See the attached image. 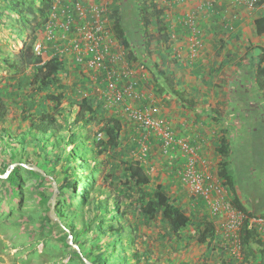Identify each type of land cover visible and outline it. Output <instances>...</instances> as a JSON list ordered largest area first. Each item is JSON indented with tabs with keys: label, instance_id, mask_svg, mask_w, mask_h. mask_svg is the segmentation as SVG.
I'll return each instance as SVG.
<instances>
[{
	"label": "rangeland",
	"instance_id": "rangeland-1",
	"mask_svg": "<svg viewBox=\"0 0 264 264\" xmlns=\"http://www.w3.org/2000/svg\"><path fill=\"white\" fill-rule=\"evenodd\" d=\"M115 0H110L111 5ZM37 5L40 6V0ZM34 14V15H33ZM29 15L30 21L25 26H19L20 24H11L8 18L4 17L0 21V96L7 102L8 116L6 122H0V133L6 139L5 142L0 140V166H8L12 162L10 158V152H18L17 163L19 164H34L44 167L45 158L40 155L38 145L32 139L25 145H20L18 138L23 134V131L27 130L28 126V112L29 106L25 105V102L30 99L33 101V96L37 93V85L33 84V67H29L22 72L18 78V75L9 67V63L14 59V54L19 52L25 45L29 38L32 27L37 22L42 21V13L37 11ZM28 16V15H27ZM43 35L39 39H43V44L47 48H51L55 44L46 40L44 25L46 20L43 21ZM133 24V25H132ZM130 37L136 38L139 32L136 31L139 27L138 15L135 14L132 23H129ZM19 31H22V37L19 36ZM139 31V30H138ZM45 37V38H44ZM61 46V45H60ZM127 63V57L123 55ZM51 57H46L44 61L50 60ZM69 60L66 62L67 71L61 72V80L65 89V99L60 108H68L64 112V116H60L58 111L56 117L60 122L66 124V129L61 133L63 136H67L69 133L76 132L79 138V143L83 150L88 151V157L90 159H98L93 161L85 170L81 168L76 170V174L80 177V181L86 175L93 174L96 179V186L94 191L90 194L91 204H89L84 211L86 222L89 223L93 218L101 216L102 213L106 218V228L108 224L119 226L118 220L122 222V233L116 236L123 238V242L127 248V252L131 257L132 264H243V249L240 246V234L237 229H232L230 226L232 220H235L239 211L233 206V199L235 194L241 199V202L250 208L252 202L256 201V194L248 193L249 190L253 192L264 193V159L262 158V151H259L257 156L251 157L249 160L243 159L241 162L229 165V171L236 177L239 187V193L230 191L226 188L219 178V159L211 154V148L214 141V133L217 134L221 131L232 130L233 126H236V119L225 122H218L214 126L210 125L206 131L214 133L211 135L210 140L204 142L189 141L185 137L175 134V131L171 126L163 124L160 118L155 116L154 110L150 107L137 106L133 97L128 99L137 106L143 112L151 114V116L157 119L162 127L157 130H148L142 125L128 118L125 111L123 113L128 119L134 122L140 130L145 131L147 135L155 136L158 140L150 143L148 138L150 136L142 137L138 142L140 146V153L143 154L140 157H134L128 151L127 147L119 146L112 148H105L107 143V136L102 130L104 126H107L108 119H111L110 113L112 111L107 110L105 107L98 105V102L92 98L93 107L97 109L99 106L103 111L102 114H97L96 120L90 123L88 126H83V122L75 123V119L81 112L78 102H81L83 98L91 97L92 90L89 87L84 71L70 74L71 69ZM128 65V64H127ZM78 67V66H77ZM129 67V66H128ZM80 69V68H77ZM130 71L133 70L129 67ZM16 75V76H15ZM81 75L82 78H79ZM15 76V78H13ZM26 78H30L27 80ZM136 77L132 76V83L135 84L134 89L138 86ZM23 79V80H22ZM21 80V81H19ZM94 85L105 86L100 80L99 82L94 79L91 80ZM128 86V82H121V89H125ZM95 87V88H94ZM93 89L98 90V87L93 86ZM136 91V90H134ZM60 91L55 90V93ZM99 92V91H98ZM42 94H46L44 91ZM38 97V96H37ZM137 98V97H136ZM135 98V99H136ZM140 98V97H139ZM35 101V100H34ZM145 102V101H143ZM153 109L154 107L151 106ZM237 112L241 114L242 108L237 106ZM124 110V108H123ZM50 111H55L54 109ZM89 116V115H88ZM85 117V114H84ZM229 117H231L229 115ZM66 121H63V120ZM233 121V123H232ZM4 131L7 132L6 134ZM171 132L179 144H173L170 148L165 147L164 134L165 132ZM22 132V133H19ZM9 133L15 138L10 139ZM121 139V138H120ZM57 138H51L48 141V155L52 156L57 154L58 148H54L52 144L56 143ZM120 141V140H119ZM186 143L195 149L197 158V168L200 172L209 174L214 184L218 187V192L212 194V199L220 201L222 211L219 214H214L211 205L201 198L200 196L192 193L191 188L186 184L184 180V171L187 166V155L184 153L180 146V142ZM216 141V140H215ZM15 147L13 150L9 147ZM73 146L69 149L71 150ZM139 149V147L137 146ZM154 148L160 150L156 153ZM212 148V149H213ZM151 150V153L149 151ZM209 153L210 155H207ZM22 154V155H21ZM208 157L207 162L205 159ZM140 160V161H136ZM207 165L212 167L213 171L203 169V160ZM246 160V161H245ZM184 161V162H183ZM139 163L140 165H149V173L147 175L151 178V184L145 190L147 193H151L158 184H164L167 193L172 201L184 211L192 220V224L182 231V237L179 239L175 237L170 231L168 225L162 220V217H158L156 221L152 223L146 222V219L138 211L139 194L135 192L132 182L125 184L126 182V168L130 163ZM147 162V163H145ZM19 167V166H18ZM10 167L4 169L8 171ZM16 169V168H15ZM14 169V170H15ZM26 169V168H25ZM68 169V167H65ZM13 170V171H14ZM28 170V169H27ZM59 168L56 172H51L47 176L45 181H38L37 178L21 171L20 181L22 183L23 198L18 201V209H16V203L13 204L8 196H5L0 201V264H78V259L73 253L72 249H68L66 246V240L68 238L67 229L64 226H54L41 220V216L44 213V206L39 204V193H46L50 195L52 189H50L51 179L57 178L61 172ZM12 171V172H13ZM239 179V180H238ZM90 179L82 181L81 184L75 188V193L78 195L81 193L86 185H88ZM241 188V190H240ZM1 190V188H0ZM1 192V191H0ZM259 198H257L258 200ZM104 201H116L120 203V208L116 211L118 215L115 221H110L114 216L111 211L107 213L100 211V206ZM110 210H113L112 206H109ZM71 209L69 212L72 214ZM260 217L252 220V225L264 239V203L261 206ZM124 212V214H123ZM123 214V215H122ZM234 215V218L232 215ZM122 215V217H121ZM123 220V221H122ZM211 223L214 228L220 232V237L215 238L209 243H199L197 237L200 229L206 230L204 224ZM76 228L81 229L85 226L81 218L74 220ZM200 228V229H198ZM215 229V231H216ZM199 230V231H198ZM93 232L88 234L92 237ZM73 248V247H72ZM137 255L136 260L133 256ZM133 257V258H132Z\"/></svg>",
	"mask_w": 264,
	"mask_h": 264
},
{
	"label": "trees",
	"instance_id": "trees-1",
	"mask_svg": "<svg viewBox=\"0 0 264 264\" xmlns=\"http://www.w3.org/2000/svg\"><path fill=\"white\" fill-rule=\"evenodd\" d=\"M37 2L38 0H0V21L6 17L10 20L11 24L18 23L20 24L19 26H25L29 23V15H32L33 12L39 11L43 16L42 21L37 22L35 26L32 27V32L24 47L14 54V59L8 63L9 67L18 75V78L21 77L19 75L27 68L33 67L34 69L33 75L31 74V76L33 84L38 86L37 93L33 96V101L28 99L25 102V105L30 108L27 114L29 124L27 130L23 131V134L18 138V142L20 145H25L29 139L36 142L40 150V155L45 158V163L44 167L41 165L35 166L41 169L45 174L27 170L22 166L17 167L8 178H0V201H2L1 199L5 196H8L13 204L16 203V209L19 208L17 207V204H19L18 201L19 199L21 201L23 198V192L21 190L22 183L20 181L21 171L31 174L37 178L38 181L42 182L46 180L51 172H56L61 168L62 170L57 178L54 180L51 179L50 189H52V193L50 195L46 193L38 194L39 204L44 206L45 210L41 216V220L43 219L49 224L57 227L61 225L64 226L73 236L74 243L80 247L83 256L93 264H132L130 261L131 257L127 252L122 236L118 237L117 240L114 239L122 233L123 224L121 220H118L119 226L116 227L113 224H108V228L106 229V218L103 215L104 213H102L101 216L93 218L89 223L86 222L84 211L85 208L91 204L90 194L94 191L96 186V179L93 174L84 176L82 181L88 178L90 179L88 185H86L85 189L78 195L75 193L77 185L82 183V181L78 180L80 177L77 176L76 170L81 168L88 170L91 163L96 161L98 157L96 156L93 159L88 157V151L81 148L76 132L69 133L67 136L61 135L66 129V124L60 122L59 118L56 117V112L58 111L60 116H64V112L68 110V108H60L66 98L65 89L67 87L63 86L61 80V72L65 70L66 60L56 55L44 62V58L35 54L33 47L35 42L43 35V21L46 20L49 15L52 0H40V6L37 5ZM151 10H153L152 13H150ZM135 14L138 15L139 22V27L136 31V34L139 32L137 39L131 38L129 35L130 31H132L129 27V23H132ZM160 16L161 11L158 10V6L154 4L153 0L151 2L150 0H115L111 5L110 20L118 39L122 42L127 61H141L144 66L151 68L152 64L147 53L149 42L146 41L144 35L150 22L152 23V18L156 20L154 25H158L160 23ZM256 25L257 34L264 35V17L256 20ZM162 29L163 30L159 32L164 33L165 28L163 27ZM164 34L167 35V32ZM19 36L22 37V31H19ZM247 69L248 67L245 66L241 68V71H246ZM249 72L251 73L252 70ZM15 76L13 78H15ZM263 76L264 70H259L256 84H243V81L241 82V80L239 81L236 78L235 82L231 85L230 95L232 101L243 110H241V114L236 111V126H233L232 130H230V138L228 137L229 132H226L227 136L220 139L218 153L222 156V161L219 163L218 175L223 185L230 191L233 190L236 193H239L238 190L240 186L238 187L236 177L229 171V165L231 162L236 164L243 159L249 160L251 157L257 156L256 153L262 151L264 148V108L262 106L264 104ZM26 79L29 80L30 78ZM166 85L171 86L169 82H166ZM254 85H256L257 88L251 91L250 86ZM55 90L60 92L54 94ZM44 91L46 94L40 95ZM170 93L179 98L181 97L174 90L170 91ZM78 104L81 112L75 119L76 124L81 121L83 122V126H88L96 120L99 112H101L99 114L103 113L100 108V106H102L101 104L97 109L93 107V101L90 100V96L89 98H83ZM52 109L55 111H50ZM7 116V102L0 96V122H6ZM63 121L66 120L64 119ZM106 121L107 126H104L102 130L108 138L105 148H115L119 146V124L112 119ZM4 132L3 134L7 135V132ZM8 137L12 139L17 136H13L9 133ZM51 138H57V142L52 145L54 148H58L59 151L56 152L57 154L49 156L48 141ZM0 140L3 142L6 141L2 133H0ZM71 146H73V148L70 150L69 148ZM9 148L15 150V147L11 146ZM9 155L12 162H10L8 166H0V175H4L7 172L4 169L17 163L16 161L19 153L11 151ZM261 156L264 159V152ZM65 167H68V169H65ZM126 179L125 184L132 182V187L133 185L135 186V192L140 195L139 198H137L139 204L138 211L146 219V222L152 223L161 216L172 234L180 239L182 237V231L192 224V220L172 201L167 193L166 187L162 184H158L151 193H147L145 189L150 186L151 178L145 174L143 166L137 162L128 164L126 168ZM54 182H56L58 187L55 212L59 218V222L52 221L48 217V203L54 193ZM248 193H255L257 198H259L258 200L256 198V201L254 199L250 208L246 207V205L241 202L238 195L235 194L233 199V206L245 217L239 231L240 246L244 254L243 264H264V239L252 225V220L260 217L259 213L262 211L261 206L264 203V193L260 191L253 192L251 190H249ZM110 205L113 210L109 209ZM119 208V202L104 201L100 206V211H105L110 213V215H112V211L114 216L110 221L113 222L117 218L119 219V214L116 215V211H118ZM71 209H74L72 214L69 212ZM262 217H264V214ZM79 218H81L82 222L85 224L81 229L76 228L74 225V220ZM204 226L206 227L205 231L198 228L200 229V231L198 230L199 235L197 237L199 243H209L215 237L216 231L213 224L206 223ZM68 231H66L68 233L66 246L68 249H72L78 259V264H85L77 250L68 245L70 235ZM90 232H93L92 237L88 236ZM133 257L135 260L138 258L137 255ZM147 264H149L148 261Z\"/></svg>",
	"mask_w": 264,
	"mask_h": 264
},
{
	"label": "crops",
	"instance_id": "crops-1",
	"mask_svg": "<svg viewBox=\"0 0 264 264\" xmlns=\"http://www.w3.org/2000/svg\"><path fill=\"white\" fill-rule=\"evenodd\" d=\"M153 2L161 11L160 23L154 25L156 20L152 18L144 35L149 42L147 53L152 66L146 67L141 61L127 62L139 86L134 91V97H137L134 101L137 106L154 110L155 116L163 124L171 126L178 137L180 135L191 142L205 143L214 133L206 131L210 125L237 118L238 108L230 95L231 85L236 78L243 81V84H256L258 71L264 70V35L257 34L256 25V20L264 17V10H251L229 0ZM152 12L153 10L150 11ZM163 27L167 35L159 32ZM69 63L71 75L81 71L72 60ZM245 66L248 69L241 71ZM67 69L65 66L64 72ZM84 75L91 85L90 98L112 111L111 119L118 122L120 147H127L131 155L140 157L143 154L140 153L138 142L142 137L150 136V147L153 140L158 145L155 136L145 134V131L126 117L121 105H116L105 96L104 85H94L91 82L92 76L87 73ZM166 82L171 86L166 85ZM93 86L98 87L97 92ZM250 87L251 91L257 88L256 85ZM248 89L250 90L249 87ZM173 90L182 100L170 93ZM262 106L264 108V104ZM226 132H229L230 138V130L221 131L217 134V139L214 133V141L211 143L215 147L211 148V154L220 158V162L222 156L218 153V147L220 139L227 136ZM152 150L157 153L160 149ZM207 159L208 157L205 160ZM136 161L140 160L136 158ZM202 162L203 169L213 171V166L207 165L209 161ZM141 166L145 174L149 173V165ZM219 234L216 229V240L220 237Z\"/></svg>",
	"mask_w": 264,
	"mask_h": 264
},
{
	"label": "built area",
	"instance_id": "built-area-1",
	"mask_svg": "<svg viewBox=\"0 0 264 264\" xmlns=\"http://www.w3.org/2000/svg\"><path fill=\"white\" fill-rule=\"evenodd\" d=\"M110 0H52L49 15L44 30L46 40L55 44L47 48L43 39L34 44V52L41 58L56 55L72 60L75 65L92 78L105 84V96L116 105H121L128 118L142 125L148 130H157L161 123L151 114L138 109L128 98L133 97L135 84L132 83L133 73L127 63H123L125 50L118 39L110 20ZM239 3L253 10H264V0H229ZM45 38V37H44ZM126 56V55H125ZM46 62V61H44ZM128 62V61H126ZM128 82L125 89H121V82ZM165 147L179 144L171 132L164 134ZM177 144V145H178ZM180 146L187 155V166L184 171V180L191 188L192 193L206 200L214 214L222 211L220 201L213 200L212 194L218 192L212 177L200 172L197 168L195 149L186 143ZM234 218V215L231 214ZM230 227L240 230L244 215L237 213Z\"/></svg>",
	"mask_w": 264,
	"mask_h": 264
},
{
	"label": "water",
	"instance_id": "water-1",
	"mask_svg": "<svg viewBox=\"0 0 264 264\" xmlns=\"http://www.w3.org/2000/svg\"><path fill=\"white\" fill-rule=\"evenodd\" d=\"M18 166H22L28 170H33L35 172H40L42 174H45L41 169H39L37 166L35 165H29V164H19V163H15L12 164L9 168V170L4 174V175H0L1 179H6L8 178V176L12 173V171L17 168ZM53 188H54V193L51 197V199L49 200L48 206H49V212H48V217L52 220V221H58L59 222V218L56 215L55 212V207H56V203H57V197H58V187L56 182L53 183ZM68 231V230H67ZM69 232V231H68ZM70 234V232H69ZM68 245H70L71 247H73L74 249L77 250V252L80 254L83 262L85 264H93L91 261H89L87 258H85L82 254V251L80 249V247L74 243L73 241V236L70 234L69 235V240H68Z\"/></svg>",
	"mask_w": 264,
	"mask_h": 264
}]
</instances>
